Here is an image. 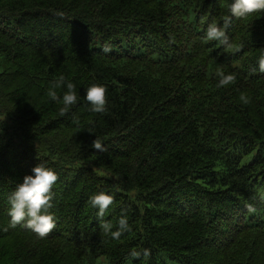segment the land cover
<instances>
[{"label": "trees", "instance_id": "1", "mask_svg": "<svg viewBox=\"0 0 264 264\" xmlns=\"http://www.w3.org/2000/svg\"><path fill=\"white\" fill-rule=\"evenodd\" d=\"M232 2L0 0V264H264V12L232 18V48L205 38ZM218 69L237 82L218 88ZM61 75L78 97L64 116L46 95ZM40 161L59 176L45 238L8 215ZM99 192L112 231L128 210L119 240L87 203Z\"/></svg>", "mask_w": 264, "mask_h": 264}, {"label": "clouds", "instance_id": "2", "mask_svg": "<svg viewBox=\"0 0 264 264\" xmlns=\"http://www.w3.org/2000/svg\"><path fill=\"white\" fill-rule=\"evenodd\" d=\"M230 15L222 17L223 24L213 20L208 24L205 33V38L209 41H218L220 45L227 48H232L233 44L227 35V29L231 26L232 18L237 19L247 17L253 13L264 12V0H233L229 6ZM105 52L110 51L109 47L104 48ZM259 71L264 73V54L258 58ZM217 75L220 77L217 87L222 88L237 82V73L225 74L222 70H217ZM66 87L62 99L57 93V89ZM46 95L54 102L62 103L59 109L61 116L68 113L69 109L77 104L76 85L65 76L61 75L57 80L52 81ZM85 99L89 102V111L97 114L107 112L106 105L107 88L104 85L93 84L86 91ZM240 100L244 104L250 103V98L245 94H241ZM73 123L78 124V120ZM92 148L97 152H105L102 141L97 137L92 142ZM31 175H25L23 182L18 184L15 190L9 195L8 203L10 209L8 215L11 218L9 227L16 228L21 226L34 232L38 237H47L56 228L55 215L50 211L54 207L55 193L53 187L59 179L58 174L47 166V163L40 161L31 169ZM115 197L99 192L92 195L88 204L93 208L98 209L97 216L100 219V228L105 236H110L113 240H119L126 233L131 232L132 228L128 222L127 209L123 210L121 217L118 220V230L112 231L113 225L110 222L103 220V217L109 207L114 203ZM248 210L254 212L256 209L252 205H248ZM145 256L150 254L149 250L145 249ZM130 256L138 258L140 253L133 250Z\"/></svg>", "mask_w": 264, "mask_h": 264}, {"label": "rangeland", "instance_id": "3", "mask_svg": "<svg viewBox=\"0 0 264 264\" xmlns=\"http://www.w3.org/2000/svg\"><path fill=\"white\" fill-rule=\"evenodd\" d=\"M167 264H172V263H170V262H167Z\"/></svg>", "mask_w": 264, "mask_h": 264}]
</instances>
